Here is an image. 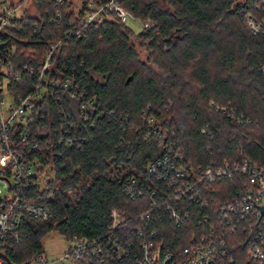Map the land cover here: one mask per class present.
<instances>
[{
	"label": "trees",
	"instance_id": "trees-1",
	"mask_svg": "<svg viewBox=\"0 0 264 264\" xmlns=\"http://www.w3.org/2000/svg\"><path fill=\"white\" fill-rule=\"evenodd\" d=\"M32 1L37 14L23 10L13 27L2 32L6 43L15 45L14 66L27 70L9 85L15 97L34 89L50 45L64 39L73 26L80 27L88 4L106 0H80L78 10L74 0ZM263 1L119 0L129 15L140 21L150 18L155 28L135 34L111 14L103 27L90 25L54 51L49 75L61 81L72 78L77 91L96 102V110L81 117L79 100L62 89H48L34 101L28 129L36 147L22 154L34 164L36 175L23 195L37 198L53 190L52 200H45L51 216L23 217L6 233L1 249L11 263L41 255V239L51 231L92 239L108 230L111 209L128 216L148 210V199L132 200L123 184L165 153L163 140L174 142L196 165L247 158L264 169V35H253L246 24L248 14H264ZM211 101L250 122L236 123L228 113L209 106ZM60 112L72 127L59 120ZM151 119L153 127L162 130L160 137L147 136ZM61 127L60 133L68 130V136L76 138L73 144L60 143L55 129ZM20 129L16 125L14 136ZM48 173L49 179L42 182ZM57 186L76 191V196L69 199L54 190ZM249 186L239 174L232 181L203 185L209 208L190 204V218L178 227L160 210L150 226L158 231L162 249L181 250L199 232L202 215L215 212ZM257 224L262 219H244L235 233H228L227 261L250 264L251 234Z\"/></svg>",
	"mask_w": 264,
	"mask_h": 264
},
{
	"label": "built area",
	"instance_id": "built-area-1",
	"mask_svg": "<svg viewBox=\"0 0 264 264\" xmlns=\"http://www.w3.org/2000/svg\"><path fill=\"white\" fill-rule=\"evenodd\" d=\"M22 5L21 0H0V178L11 179L6 196L0 199V264H8L1 249L4 237L6 233L15 230L23 217L36 219L51 216V210L45 200H52L53 190L48 195L37 198L23 195V191L28 190L34 183L36 175L34 164L27 161L22 154L23 149L36 147V142L29 138L28 129L32 122L34 101L46 95L48 89H62L68 92L71 98L79 100L78 113L81 117L87 118L96 110V102L86 99L83 92L77 91L72 78L66 77L61 81L49 75L51 55L65 44L69 36H79L82 29L90 25L103 27L109 15H115L121 22H125L129 15L119 4V0L90 2L80 27L73 26L64 39L50 45L36 73L37 83L34 89L24 96L15 97L10 93L9 85L19 82L27 70H18L14 66L12 60L16 53L15 45L6 43L2 32L13 27L14 20L22 12ZM141 24L146 30L156 26V22L150 18L141 21ZM246 24L253 35H264V14L260 17L248 14ZM261 71L264 74V66ZM28 72L31 74L33 71L30 69ZM55 98L60 101L58 96ZM5 103H8V106L4 113ZM209 106L214 107L216 111L228 113L238 124L250 122L249 118L236 114L234 109L220 106L213 101ZM58 116L60 121H65L66 127H72L71 122H66L64 113L60 112ZM150 123L147 136L156 134L160 137L162 130L153 127L152 119ZM16 125H21V129L14 136ZM61 130L62 127L55 129L60 143L73 144L76 138L68 136V130L64 131L65 135L60 133ZM206 131L207 125L201 128L202 133ZM160 144L165 153L147 162L144 173H131L123 184L124 193L132 200L146 197L149 209L133 216L111 209L109 228L101 236L92 239L77 235L65 237L68 247L62 259L72 264H233L231 259H225L224 248L228 233H235L241 220L257 217L262 219V224L253 227L248 258L250 264H264V215L258 206L264 205V169L247 158L233 163L223 160L211 161L203 166L196 165L187 161L183 154L175 149L174 142L163 140ZM238 174L249 181L248 188L241 190L236 197L222 204L215 212L202 215L197 220L199 232L190 236L181 250L162 249L158 231L150 226L156 216H161L158 214L160 210L178 227L190 218V204H196L203 209L209 208V200L203 196V185L221 180L232 181ZM54 190L61 189L57 186ZM61 191L69 199L76 196V191L72 189ZM20 264L53 262L38 255Z\"/></svg>",
	"mask_w": 264,
	"mask_h": 264
},
{
	"label": "rangeland",
	"instance_id": "rangeland-1",
	"mask_svg": "<svg viewBox=\"0 0 264 264\" xmlns=\"http://www.w3.org/2000/svg\"><path fill=\"white\" fill-rule=\"evenodd\" d=\"M79 1L80 0H74L73 8L75 10L79 9ZM22 4H23L21 8L22 10L20 11L26 10L27 13L31 15L37 14L36 5L32 0H24ZM124 23L130 29H132L135 34H138L143 30L141 21L132 16L128 15ZM7 106L8 103H5L3 107L4 113L6 112ZM47 175L48 176L45 175L43 176L44 178H42L41 180L42 182L44 180L49 179L48 177H50V174L48 173ZM9 181H11V179L0 178V199L6 196ZM41 247L43 250L41 255L45 259L53 262V264H72L70 261L62 259L64 252L67 250L68 241L64 236L60 235L57 231L54 230L44 235L41 239ZM60 260L62 262H60Z\"/></svg>",
	"mask_w": 264,
	"mask_h": 264
},
{
	"label": "water",
	"instance_id": "water-1",
	"mask_svg": "<svg viewBox=\"0 0 264 264\" xmlns=\"http://www.w3.org/2000/svg\"><path fill=\"white\" fill-rule=\"evenodd\" d=\"M256 205H257V204H256ZM258 206L260 207V212H261V214L264 215V205H258ZM3 258L6 260V262H7L8 264H10L9 259H8L5 255H3Z\"/></svg>",
	"mask_w": 264,
	"mask_h": 264
}]
</instances>
